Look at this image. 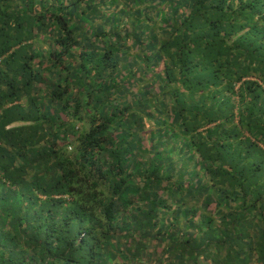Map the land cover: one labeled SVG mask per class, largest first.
Listing matches in <instances>:
<instances>
[{"label":"trees","instance_id":"1","mask_svg":"<svg viewBox=\"0 0 264 264\" xmlns=\"http://www.w3.org/2000/svg\"><path fill=\"white\" fill-rule=\"evenodd\" d=\"M161 1L0 0V264H264V0Z\"/></svg>","mask_w":264,"mask_h":264},{"label":"rangeland","instance_id":"2","mask_svg":"<svg viewBox=\"0 0 264 264\" xmlns=\"http://www.w3.org/2000/svg\"><path fill=\"white\" fill-rule=\"evenodd\" d=\"M145 3V2H144ZM169 2H167V1H164V0H162L160 3H157L156 4V7H154L153 9H152V11H154L153 12V14L152 13H150V12H148V16H149V20L151 21V22H153V21H156V20H161V22L163 21V18L161 17L162 15H167V13L169 12ZM146 5H148V3L146 4ZM128 6V5H127ZM142 6V5H141ZM147 10L148 11H150V8L148 7L147 8ZM90 12H91V14L93 15L94 14V12L92 11V10H90ZM163 12H164V14H163ZM105 15L106 16V14H107V9H105V10H101V15ZM169 14V13H168ZM154 16V17H153ZM121 17V16H120ZM156 19V20H155ZM147 20V19H146ZM83 22L85 23V20H84V17H83ZM91 22V21H90ZM151 22H149L148 20H147V23H149L148 24V27L149 26H152L153 24H151ZM87 23V22H86ZM92 23V22H91ZM154 23V22H153ZM129 25V24H128ZM132 25V24H131ZM134 26V25H133ZM143 30H145V29H143ZM131 35L124 41V44H123V47H126V46H131L132 47V45H133V42H132V40H131ZM133 49V48H132ZM153 50H151V52H152ZM136 52H137V49H136ZM133 55H132V60H136L133 64H130L131 66H132V68H136L137 67V65L139 66L140 65V63H139V61H138V59L140 58V53L138 52V53H132ZM125 55V54H124ZM131 60V61H132ZM131 61L129 62V63H131ZM160 64V63H159ZM151 65H153V64H151ZM160 67V65H158L157 67H156V69H158ZM150 82V80H147L145 83H149ZM154 83V82H153ZM133 87H132V89H130V95L132 96V97H130L131 98V100L133 99V101L134 100H137L138 99V94H139V90L141 89L140 88V86H139V84H137L136 85V83H133ZM154 85H153V87L151 88L152 89V91L151 92H153L154 91ZM154 98V97H153ZM163 99V101L166 99L165 97H163L162 98ZM167 101V100H166ZM150 101H149V99L147 100V103H146V105L147 106H149V103ZM165 102V101H164ZM145 107L146 109H144V114H142L141 116H142V124H143V126L144 125H147V124H149V128L146 130V133H148V135L150 136L149 138L150 139H153L154 141H152V142H154V147H157L158 146V143H162L161 141H159V136H162L161 138H162V140H164V141H168V143H167V145L168 146H170L171 145V143H172V141L173 142H175L174 140H176V138L174 139V137L172 138L173 140H171V143H169V138H171L172 136H171V132H172V130H174V129H172L171 127H170V120H169V113L168 112H157L156 113V108H151L150 109V107H149V109H148V107ZM165 107V106H164ZM147 110V111H146ZM145 114L146 115H149V116H151V115H153V116H151L152 118H150V117H146L145 116ZM146 119V120H144V119ZM153 119V120H152ZM175 131H178V129H175ZM135 133H138V134H143V130L142 129H139V130H135ZM153 144V143H152ZM163 144V143H162ZM166 148H167V146L164 144V145H162V147H160V145L157 147V148H154L153 150H154V152H157V151H159L158 152V156L159 155H161L160 157H165L166 155H165V151H166ZM185 163H189L188 161H187V159L185 158V161H184V163L183 164H185ZM189 167V166H188ZM202 174H201V172L200 171H198V175H197V177H196V179L197 180H200V182L202 181ZM180 210V209H179Z\"/></svg>","mask_w":264,"mask_h":264}]
</instances>
